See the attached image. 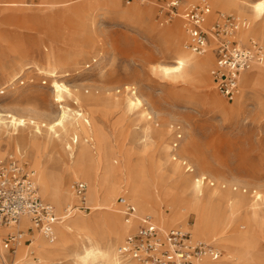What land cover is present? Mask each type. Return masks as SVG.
Masks as SVG:
<instances>
[{
  "label": "rangeland",
  "instance_id": "374dc122",
  "mask_svg": "<svg viewBox=\"0 0 264 264\" xmlns=\"http://www.w3.org/2000/svg\"><path fill=\"white\" fill-rule=\"evenodd\" d=\"M200 1L179 0L176 14L167 20L165 0H134L129 4L121 0H40L37 5L30 6H24L26 4L18 0L12 3L14 5L10 3L13 0H0V112L16 113L24 118H27V113L36 112L53 118L61 106H69L71 115L80 110L82 117L89 115L96 132L100 128L105 132L114 147L118 170L115 178L119 181L128 176L133 162L143 161L153 169L147 173V179L156 176L161 189L175 190V175L170 167L176 164L178 173L186 179H192L189 173L194 170L198 174L196 177L201 176L200 181L203 176L201 198L213 191L226 197L220 208L228 210L227 200L236 195L251 202L255 193L264 194V64H254L253 69L244 73L252 75L257 72L259 80L242 85L239 98L233 101L219 95L211 84L212 44L206 48L212 61L201 71H189L184 76L174 77L163 74L159 68V65L173 64L177 48L190 51L186 47L187 36L181 13L190 4ZM205 1L211 10L209 18L216 11L237 15L240 20L245 17L229 10L228 0H218L217 3ZM232 1L247 8L259 0ZM77 7L81 9L80 14H77ZM133 9L142 12L135 14ZM261 17L260 23L264 25V11ZM243 27H240L239 36L247 39L243 36L246 28ZM249 37L264 43L254 35ZM52 60L56 61L58 69L64 70L59 80L65 82L72 92L71 95L64 93L63 101L54 100L50 76L44 70V65ZM131 94H135L141 104L128 109L125 98ZM210 95H215L218 103H213ZM235 103L238 104L236 109L229 111ZM36 121L37 124H32L25 120L26 133L33 131L35 124L44 132L46 126L40 122L42 120ZM57 132L62 152L60 149L50 159L53 166L61 163L62 159L69 160L70 149L65 148V142L73 145L70 136L64 139L65 133ZM6 139V132L1 130L0 150L3 154L0 159L8 154H20L12 153L15 151L10 150L13 142L7 145ZM175 143L176 147L173 146ZM27 150L22 143L20 151L25 156L20 155L35 171L38 194L62 216L65 204L58 209L43 196ZM188 167H191V172ZM75 179L83 180L89 187L88 180L80 174L66 180L72 205L78 201L70 188ZM123 190L126 192L127 188L101 190L97 202L87 200L90 205L87 210L75 208L70 213L66 212L70 217L65 220L80 214L94 225L95 231L111 235L114 231L112 216L126 220L119 205L114 204L118 196L125 195L119 194ZM186 192L188 196L192 194L190 190ZM168 204L170 202H163L159 211L147 213L161 230L177 227L193 235L190 228L195 222V213L182 208L178 210L180 216L166 219L168 215L175 216L173 210L177 209L176 206L170 208ZM240 213L243 214L242 211L235 213L226 235L246 229ZM134 223L128 233L135 230L137 222ZM4 228V235L12 231L10 226ZM4 235L0 242L2 246ZM192 237L210 241L206 235ZM254 237L255 264H264V230H257ZM220 250L225 257L224 250ZM15 253L8 249L3 251L5 258H0V261L12 264ZM59 257L57 259L62 264L73 261L70 256ZM34 261L45 264L37 260V254L32 255L30 264Z\"/></svg>",
  "mask_w": 264,
  "mask_h": 264
},
{
  "label": "bare ground",
  "instance_id": "6f19581e",
  "mask_svg": "<svg viewBox=\"0 0 264 264\" xmlns=\"http://www.w3.org/2000/svg\"><path fill=\"white\" fill-rule=\"evenodd\" d=\"M15 1L16 0H13V2L10 3L15 4ZM213 1L215 3L218 2V0ZM228 2L229 10L245 16L244 19L240 20L241 27H246H243L244 29L242 28L243 36L248 38L254 35L264 41V25L260 23L262 21L260 18H262L261 15L264 11V1L259 0L247 8L239 6L237 2L232 0H228ZM112 4H114V2ZM133 10L135 14L137 12H142L138 9ZM76 11L77 14H80L81 9L77 7ZM247 17L248 20L246 19ZM238 18L240 19V17ZM53 57L55 58V56ZM211 61L212 58L207 50L202 54L196 55V53L185 50L184 48H177L174 52L173 64L159 65V68H161L162 73L165 75L181 77L186 75L189 71L193 73L199 70L201 71ZM44 66H46L44 70L50 76L54 100L63 101L64 93L72 94L71 89L66 83L61 79L59 80L64 70L58 69L57 63L54 60ZM256 80H259V74L257 72L252 75H244V77H242V85H250ZM210 97L213 103H218V99H216L215 95H210ZM236 98H239V96ZM236 98H234V100ZM76 100L78 101V98H76ZM125 101L128 109H132L141 104V101L135 94L126 96ZM64 106H61V109L57 111L53 118L36 112V114L27 113V118L18 116L16 113L7 112L3 114L0 112V131L3 130L6 132L7 139L5 142L7 145L13 142L12 145L14 146H10V150L15 151L12 153L23 154V152L20 151V145L22 143L28 148L27 152L37 172L40 190L43 196L52 201L58 209H61L64 204V207L71 205L69 202L72 195L70 191L67 190L66 180L68 178H73L74 175L80 174L89 182V187L87 185L84 195L86 206H90L87 204V200L90 202H97L96 200L101 190L111 188L120 190L125 187L127 188V193L123 190L120 191L119 194H125L123 196H126L130 200L135 211L125 222L122 221V218H117L115 215L112 216L111 221L114 231L111 235H103L95 231L94 225L80 214L78 217L67 221L65 219L69 216L67 214L68 212L66 213L63 211L60 220H58L54 226V239L49 240L41 232L35 231L32 235V242L30 241V244H23L22 242L18 244L17 249L14 251L16 253L12 264H30V258H32L33 254H37V260L45 264H62V261L57 259L58 256L61 258V255L70 256L72 258L71 260H73L71 264H133L132 261L122 258L119 255L118 247L124 240L128 231L132 228V225L135 224L134 221L137 222L138 217L143 214L150 215L147 213L149 211H159L161 209L160 205L163 202H170V204L167 205L170 208L177 207V209L173 210L175 216L168 215L165 217L166 219L180 216L181 214L178 213V210H182V208H189V210L195 213V222L190 228L193 233L192 236L206 235L210 240L215 241L218 247L224 250L225 257L221 255L216 264H255L256 261L253 254V249L255 247L254 235L257 230H264V194L255 193L256 195H254V197L252 196L251 202L236 195L233 199H229L230 201L227 200L230 205L228 210L222 209L220 205L222 206L224 203L221 201H226V197L222 194L218 196L216 192L213 191L206 195V197L201 198V182H203V176L200 181L201 176L200 178L196 177L195 175L197 173L195 170L192 171L191 167H188V169H191L190 172L192 171L189 173L192 179L191 177L186 179L182 177V175L180 176V172L178 173L177 165L172 164L170 170L172 174L175 175L174 183L176 189L165 190L161 189L162 186H160V182L157 179L158 177L156 178V176L154 177L151 174L152 177L147 179V177H149L147 173L153 172V169L152 165L147 166L143 161L139 163L133 162L129 167L128 176L119 181L115 178V173L118 170L116 168L117 159L114 154V147L106 137L105 132L101 128L97 132L95 131L88 114L82 117L83 113L77 110V112L75 111L76 113H72L71 115L68 108L69 106ZM237 106L238 104L235 103L233 107L229 108V111H234ZM41 111L43 112V110ZM7 117L9 119H7ZM146 117L149 119L151 118L147 113ZM44 118L46 121H44ZM36 119L42 120L40 122H43L46 126L44 132L36 125L38 122ZM25 120H28L29 123L32 124L36 123L35 128L33 127V131L26 133L27 131H25L24 127L26 126ZM146 127H148V125ZM59 130L65 133L64 139L70 136V142H73V145L71 146V144L65 142V148L70 149L69 160L66 161L62 159L61 163L53 166L50 165L49 161L52 156L58 154L61 149L59 133L57 132ZM160 134L159 132V138ZM155 135L157 134L155 133ZM173 146L176 147V143L173 144ZM2 154L3 151L0 150V156ZM166 159H169L168 155ZM181 162L185 161L182 160ZM155 169L156 166L154 170ZM119 171H122L121 167ZM33 172L35 174L34 170ZM186 190H190L192 194L190 192L191 195L188 196ZM95 204L98 206L100 205L99 203ZM114 204H117L116 201ZM260 204H262V206H260ZM119 208L122 210L120 206ZM238 211L243 212V214L240 213L242 215L241 220L246 224V229L226 235V230H228L229 226L234 222L235 213H238ZM162 215L163 214H160L161 217ZM128 220L134 221H132V223H126ZM27 226L28 221L24 216L20 218L17 225L10 226V229L12 231L16 229L25 230ZM157 226L160 228L159 225ZM4 227L9 226H0V242L2 241L4 230L6 229ZM0 246L1 257L3 251H7V249L3 248L1 243Z\"/></svg>",
  "mask_w": 264,
  "mask_h": 264
},
{
  "label": "built area",
  "instance_id": "2783aa9c",
  "mask_svg": "<svg viewBox=\"0 0 264 264\" xmlns=\"http://www.w3.org/2000/svg\"><path fill=\"white\" fill-rule=\"evenodd\" d=\"M20 1L30 3V0ZM123 1L131 3L134 0ZM165 4L168 20L176 14L179 0H165ZM210 14L209 3L205 0L190 4L181 13L187 36L186 47L202 54L212 44L214 63L209 69L211 83L219 95L232 101L242 91L244 73L254 64L264 62V43L253 37L243 40L239 36L241 22L237 16L216 11L209 18ZM70 188L78 201L66 206L65 212L75 208L87 210L89 207L84 204L87 184L75 179ZM116 203L122 208L125 219L135 211L126 196H118ZM24 216L28 221L26 229L7 232L3 239V248L12 253L20 242L30 243L35 231L53 240L54 226L60 216L53 205L38 194L35 174L27 166L23 155L8 154L0 159V226L17 225ZM118 252L133 264H216L221 256V250L214 241L193 238L189 231L182 228L161 230L148 214L138 217L135 230L125 236ZM0 264L4 262L0 261Z\"/></svg>",
  "mask_w": 264,
  "mask_h": 264
},
{
  "label": "crops",
  "instance_id": "0c3cea01",
  "mask_svg": "<svg viewBox=\"0 0 264 264\" xmlns=\"http://www.w3.org/2000/svg\"><path fill=\"white\" fill-rule=\"evenodd\" d=\"M19 1V3H21V4H23L20 0H18ZM37 1H40V0H30V3H28V4H26V5H24V6H30V5H37L38 3H37ZM122 2H124L123 0H121ZM125 3V2H124ZM126 4H129V3H126ZM243 40H246V39H243ZM212 56H213V58H214V53L212 52ZM254 67H251L249 70H247L246 72H249L251 69H253ZM245 72V73H246ZM210 77V76H209ZM210 81H211V79H210ZM212 84V83H211ZM213 86V85H212ZM5 235H6V233H5ZM4 235V236H5ZM0 258H5V256H3V253L1 254V257Z\"/></svg>",
  "mask_w": 264,
  "mask_h": 264
}]
</instances>
